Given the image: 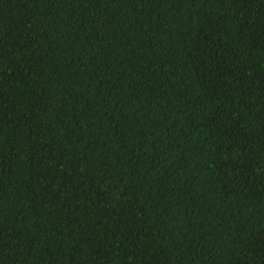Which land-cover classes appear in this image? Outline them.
I'll list each match as a JSON object with an SVG mask.
<instances>
[{"label":"trees","instance_id":"1","mask_svg":"<svg viewBox=\"0 0 264 264\" xmlns=\"http://www.w3.org/2000/svg\"><path fill=\"white\" fill-rule=\"evenodd\" d=\"M0 264H264V0H0Z\"/></svg>","mask_w":264,"mask_h":264}]
</instances>
